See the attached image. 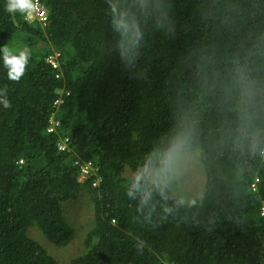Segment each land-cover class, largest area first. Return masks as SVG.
Wrapping results in <instances>:
<instances>
[{"label": "trees", "instance_id": "16d2710c", "mask_svg": "<svg viewBox=\"0 0 264 264\" xmlns=\"http://www.w3.org/2000/svg\"><path fill=\"white\" fill-rule=\"evenodd\" d=\"M41 1L43 27L0 0V49L18 31L29 53L17 82L0 51V264H62L43 243L77 238L79 202L89 228L67 264H264V0ZM110 6L134 17L137 47ZM174 147L198 152L202 190L161 185L139 211L128 188Z\"/></svg>", "mask_w": 264, "mask_h": 264}, {"label": "clouds", "instance_id": "9594fccd", "mask_svg": "<svg viewBox=\"0 0 264 264\" xmlns=\"http://www.w3.org/2000/svg\"><path fill=\"white\" fill-rule=\"evenodd\" d=\"M148 4L149 0H141V8H146ZM37 5L38 0L37 3H34L33 0H8L6 10L11 13L19 11L22 14H26V19H31L33 14L38 10ZM110 8L114 17V27L120 33L122 39L127 42L130 48L137 47L141 38V32L134 17L127 11H117V8L114 6H110ZM0 51L3 52L5 67L8 69V78L18 82L25 72L29 53L27 51H20L17 56L7 46H4ZM0 97H2L0 103H3L5 108L11 107V103L7 100L6 89L0 90ZM176 155L177 148L174 147L166 154L162 161V167L147 177L146 183H142L145 179L142 175H137L134 178L131 186L128 188L127 195L131 198H135L137 195L140 196L139 211H144L145 208H148L150 211L154 210V206L151 204L152 188L159 191L162 196L164 195L161 185L167 184L169 179L168 173L174 166ZM149 184L152 187H149ZM164 211L167 212L169 209L165 208Z\"/></svg>", "mask_w": 264, "mask_h": 264}, {"label": "rangeland", "instance_id": "374dc122", "mask_svg": "<svg viewBox=\"0 0 264 264\" xmlns=\"http://www.w3.org/2000/svg\"><path fill=\"white\" fill-rule=\"evenodd\" d=\"M27 41L28 38L24 34L16 31L3 41L2 47L7 46L9 49L13 50V52L22 51L27 49ZM197 154L198 152L194 151L187 155L177 157L172 170L168 173L169 179L166 186L170 188L173 194L180 201H184L197 195L203 188L204 170ZM153 173H155V170H147L141 172L139 175H142L145 179H147V177ZM126 174L130 178L135 176L132 172H127ZM73 207L74 212H72L73 210L70 211V217L71 219H74L73 217H75V227L77 229H81V232L78 231L76 234L78 235L77 238L65 248L55 247L52 244L41 240L44 242L43 244L45 248L50 251L51 254L54 255L62 264H67L68 260L72 256H76V254L79 253L80 235L84 234V232L89 228V211L86 212L80 202ZM35 231L39 233L36 229ZM35 239L37 240V238Z\"/></svg>", "mask_w": 264, "mask_h": 264}, {"label": "built area", "instance_id": "2783aa9c", "mask_svg": "<svg viewBox=\"0 0 264 264\" xmlns=\"http://www.w3.org/2000/svg\"><path fill=\"white\" fill-rule=\"evenodd\" d=\"M34 3H37V0H33ZM38 10L33 14V17L31 19H26V14H23V19L29 24V25H33V24H38L41 27L45 26L46 24V20H47V12L46 9L42 3L41 0H38ZM41 13H43V15H41ZM61 52L60 51H55L49 55H47L45 57V61L50 64V66L52 68H57L59 66L60 60H61ZM55 122L50 120V126L48 128L49 131H52L54 126H55ZM66 141V139H64ZM64 147V145L62 146ZM75 164H77L79 166L80 169V176H79V180L82 179H86L87 177L93 176L94 173V168L92 166V164L90 162H75ZM261 216H264V207L261 208L260 211Z\"/></svg>", "mask_w": 264, "mask_h": 264}]
</instances>
